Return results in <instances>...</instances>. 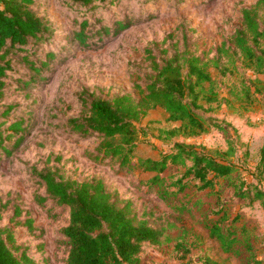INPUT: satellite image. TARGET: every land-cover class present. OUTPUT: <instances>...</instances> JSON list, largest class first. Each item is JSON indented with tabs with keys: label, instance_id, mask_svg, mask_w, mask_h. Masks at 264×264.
I'll return each instance as SVG.
<instances>
[{
	"label": "rangeland",
	"instance_id": "obj_1",
	"mask_svg": "<svg viewBox=\"0 0 264 264\" xmlns=\"http://www.w3.org/2000/svg\"><path fill=\"white\" fill-rule=\"evenodd\" d=\"M40 1L39 12L55 28L45 51L63 52L62 56L53 62L48 73L50 80L40 88L9 90L0 98V110L10 104L33 110L34 127L28 139L13 157L0 159V197L11 205L20 202L22 209L34 218L35 229L14 227L9 221L10 209L2 213L0 227L14 228L17 245L31 246L34 250L41 246L43 252L35 253L33 258L42 264H66L69 247L62 229L68 225L69 212L51 207L50 201L40 204L35 200V194L44 193L45 188L32 168L55 165L74 179L104 178L110 190L134 201L141 217L168 227L161 245H145L141 254L143 264H203L207 258L216 264H244L245 257L224 252L220 242L211 237L209 226L215 222L221 223L225 230L231 227L238 234L240 243L236 248H241L244 256L249 254L244 242L248 237L257 254L264 258V209L259 201L251 203L250 199L236 195L247 183H259L264 189V179L256 169L264 145V75L243 67L241 59L236 62L237 69L228 59H222V65L234 69L225 76L210 66L218 81V91L223 98L230 96L232 103L207 105L202 112L220 121L224 131L211 129L195 138L180 135L170 138L161 130L179 123L170 122L161 107L151 109L137 124L145 130L137 154L157 160L171 152L176 142L202 144L216 153L227 150V139L231 138L237 147L232 157L236 169L230 177L216 179L213 188H201V182L192 175L184 177L191 165L188 161L185 166L170 164L161 174L165 183L156 185L157 191L149 193L147 181L155 173L137 170L125 176L115 175V166L96 164L83 156L85 150L96 148L98 138L79 139L67 133L63 125L68 118L80 114V95L84 90L104 99L119 93L137 95L134 89L137 74L150 71L147 48L158 58H166L183 51L187 42L196 54L211 58L215 47L241 26L242 10L252 7L257 0H121L112 8L100 7L89 14L91 27L96 30L123 17L137 18L140 22L86 49L78 47V41L70 37L77 26L74 20L78 23L84 15L67 4V0ZM260 16L264 19V11ZM245 80L249 85L252 81V91L258 88L261 92L243 107L234 94L245 95ZM50 154L61 157V161L48 160ZM162 186L168 187L165 197L160 193Z\"/></svg>",
	"mask_w": 264,
	"mask_h": 264
},
{
	"label": "trees",
	"instance_id": "obj_2",
	"mask_svg": "<svg viewBox=\"0 0 264 264\" xmlns=\"http://www.w3.org/2000/svg\"><path fill=\"white\" fill-rule=\"evenodd\" d=\"M120 1L67 0V4L75 6L84 15L78 23L74 20L77 26L70 36L78 41V47H94L101 39L116 37L140 22L137 18L123 17L110 25L102 24L96 30L91 27L93 23L89 14L100 7L112 8ZM40 6V0H0V98L9 90L40 88L50 80L48 73L53 62L62 56L63 52L45 51L55 28L39 12ZM261 11H264V0H257L252 7L244 8L241 26L215 47L211 58L196 54L187 42L183 51L166 58H158L147 48L150 71L137 74L134 82L137 95L119 93L111 99H104L95 92L84 90L80 95V114L68 118L63 124L67 133L77 135L79 139H99L96 148L85 150L83 156L96 164L115 166L113 172L118 176L137 170L155 173L147 181L149 193L157 191L156 185L165 183L161 174L170 164L185 166L191 162L184 177L192 175L201 182L203 189L213 188L220 177H230L236 169L232 157L237 152L231 138L227 139L229 148L216 153L202 144L176 142L171 152L157 160L137 154L141 136L145 133L137 124L151 109L161 107L168 113L170 122L179 123V126L161 130L170 138L178 135L195 138L211 129L224 131L220 121L202 112L207 105L223 101L232 103L230 96L223 98L218 91V81L210 66L225 76L238 68L236 62L241 59L243 67L254 74L264 75V19L260 16ZM223 58L228 59L234 69L222 65ZM251 84L252 81L249 85L245 80V95L234 94L243 107L251 104L256 93L261 92L258 88L252 91ZM32 112L29 107L23 109L17 104L0 110V159L13 157L28 139L34 127ZM52 158L54 156L50 154L48 160ZM54 159L61 161L59 156ZM256 169L264 179V145ZM32 172L45 188L44 193L35 194V200L40 204L50 201L51 207L69 212L68 225L62 229L69 247L66 264H143L141 254L145 245L163 243L168 227L141 217L134 201L110 190L104 178L74 179L61 173L55 165L42 169L33 167ZM160 191L165 197L168 187L162 186ZM236 195L250 199L251 203L259 201L264 209V189L259 183H247L246 188L237 191ZM9 209L12 211L9 221L14 227L34 231V218L22 209L20 202L14 201L11 205L0 197V217ZM230 229L225 230L219 222L209 226L211 237L220 242L224 252L245 257L244 264H264L251 238L244 241L248 255L244 256L243 250L236 248L240 237ZM16 243L14 228L11 225L0 227V264H42L33 258L35 253L43 252L41 246L34 250L31 246ZM203 264L216 263L207 258Z\"/></svg>",
	"mask_w": 264,
	"mask_h": 264
},
{
	"label": "crops",
	"instance_id": "obj_3",
	"mask_svg": "<svg viewBox=\"0 0 264 264\" xmlns=\"http://www.w3.org/2000/svg\"><path fill=\"white\" fill-rule=\"evenodd\" d=\"M259 258H260V259H264V258H263V257H261L260 255H259Z\"/></svg>",
	"mask_w": 264,
	"mask_h": 264
}]
</instances>
